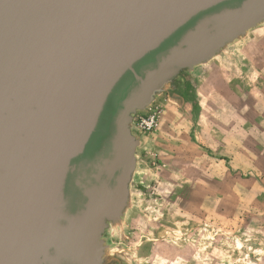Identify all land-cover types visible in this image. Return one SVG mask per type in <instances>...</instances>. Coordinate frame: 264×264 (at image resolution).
Returning a JSON list of instances; mask_svg holds the SVG:
<instances>
[{"label": "water", "instance_id": "obj_1", "mask_svg": "<svg viewBox=\"0 0 264 264\" xmlns=\"http://www.w3.org/2000/svg\"><path fill=\"white\" fill-rule=\"evenodd\" d=\"M263 11L264 0H0V264H84L97 209L127 169L128 101L147 93L133 113L144 109L156 79Z\"/></svg>", "mask_w": 264, "mask_h": 264}, {"label": "rangeland", "instance_id": "obj_2", "mask_svg": "<svg viewBox=\"0 0 264 264\" xmlns=\"http://www.w3.org/2000/svg\"><path fill=\"white\" fill-rule=\"evenodd\" d=\"M199 56L151 86L156 129L129 112L126 173L97 209L84 264H264V11ZM135 84L116 89L110 120Z\"/></svg>", "mask_w": 264, "mask_h": 264}, {"label": "built area", "instance_id": "obj_3", "mask_svg": "<svg viewBox=\"0 0 264 264\" xmlns=\"http://www.w3.org/2000/svg\"><path fill=\"white\" fill-rule=\"evenodd\" d=\"M161 114V107L156 103H150L134 113V123L141 130L150 132L158 126Z\"/></svg>", "mask_w": 264, "mask_h": 264}, {"label": "bare ground", "instance_id": "obj_4", "mask_svg": "<svg viewBox=\"0 0 264 264\" xmlns=\"http://www.w3.org/2000/svg\"><path fill=\"white\" fill-rule=\"evenodd\" d=\"M205 53H207V52H205ZM199 57H201V56H195L193 58H199ZM190 58H191V60L193 59L192 57H190ZM148 100H149V95L147 93H144V92L141 91L135 98L133 97L131 100L128 101L125 109L122 110V113L120 114V116L118 118V124H119L118 140L119 141H121L122 138H124L125 135L129 134L128 131H127L128 129H126L125 122L128 121L129 112L131 111V109H133V108L135 109V106H137L136 108H138L141 104L143 105L144 103L148 102ZM129 137H130V135H129Z\"/></svg>", "mask_w": 264, "mask_h": 264}, {"label": "flooded vegetation", "instance_id": "obj_5", "mask_svg": "<svg viewBox=\"0 0 264 264\" xmlns=\"http://www.w3.org/2000/svg\"><path fill=\"white\" fill-rule=\"evenodd\" d=\"M106 116L104 115V119H103V122L101 124L100 130L98 131L94 141L91 144V148L94 150L99 146V143L106 136V130L108 129L109 124H110V117H109V115H108V117H106Z\"/></svg>", "mask_w": 264, "mask_h": 264}, {"label": "trees", "instance_id": "obj_6", "mask_svg": "<svg viewBox=\"0 0 264 264\" xmlns=\"http://www.w3.org/2000/svg\"><path fill=\"white\" fill-rule=\"evenodd\" d=\"M154 60V57L152 56V57H150V58H148L146 61H144L143 63H142V65L143 64H146V63H148V62H150V61H153ZM141 67L139 66V68L138 69H140ZM129 77V79L130 80H132V81H134L135 80V77L133 76V75H129L128 76ZM120 92H121V90H120V88L117 90V92L115 93V95H113V97H112V99L110 100V102H109V105H108V107H107V110H106V113H105V116L106 117H108V115H109V111H110V109H111V105H112V103L116 100V99H118V98H120V100H121V98H122V96H120ZM115 99V100H114ZM120 105V101L117 103V106H119Z\"/></svg>", "mask_w": 264, "mask_h": 264}]
</instances>
